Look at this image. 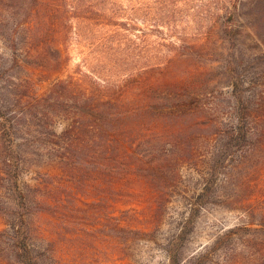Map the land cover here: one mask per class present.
<instances>
[{
	"label": "rangeland",
	"instance_id": "1",
	"mask_svg": "<svg viewBox=\"0 0 264 264\" xmlns=\"http://www.w3.org/2000/svg\"><path fill=\"white\" fill-rule=\"evenodd\" d=\"M8 2L0 1V80L5 86L14 74L13 82L22 85L24 72L13 59L18 51L8 37L15 31L22 36L25 16ZM65 4L77 8L78 18L70 19L60 45L68 57L59 78H72L86 90L91 80L122 84L126 100L139 104L163 100L153 111L183 117L179 124L186 135L180 141L169 138L167 147L152 145L138 169H123L111 178L100 165L92 170L90 161H76L70 171L50 158L59 150L56 135L72 116L54 113L48 128L38 110L34 118H23L28 98H19L14 110L20 124L12 137L17 154L11 155L7 137L0 134V165L13 156L18 188L30 201L26 232L36 264H264L263 150L250 160L248 147L237 143L226 164L215 170L206 166L218 133L237 114L242 120L243 113L263 108L264 0ZM52 84L38 85V96ZM190 114L201 117L193 137L186 120ZM163 155L177 160L157 163ZM144 178L160 180L159 187H148ZM249 179L257 191L241 210L236 200L247 192ZM6 185L0 182V205L18 208ZM162 188L164 204L156 213L151 193ZM4 228L0 214V232ZM9 254L7 242L0 241V264H14Z\"/></svg>",
	"mask_w": 264,
	"mask_h": 264
},
{
	"label": "trees",
	"instance_id": "2",
	"mask_svg": "<svg viewBox=\"0 0 264 264\" xmlns=\"http://www.w3.org/2000/svg\"><path fill=\"white\" fill-rule=\"evenodd\" d=\"M7 1L10 7H20L25 16L20 29L22 36L19 38L18 32L15 31L14 36L11 34V37H8L12 50L18 51V55H14L13 59L16 67L24 72V84H15L14 74L9 75L10 79L5 86L0 80V134L4 139L7 137L11 155L17 154L12 137L17 131L20 119L17 118L14 108L18 109L19 98L22 96L28 98L24 119L27 116L34 118V111L38 110L42 112L44 122L50 128L55 118L54 113L72 116L67 126L56 135L55 147L59 150L50 158V161L56 160L63 168H72L70 171L75 170L73 165L76 161H90L93 164L92 170L100 165L103 173L111 178L110 174L117 175L120 170L138 169L143 163L142 158L148 156L152 145L159 147L162 144L165 147L170 143L169 138L180 141L183 135H186L183 125L179 124L183 117L160 116L153 111L163 100L154 97V100L150 101L143 98L141 102H150L139 104L126 100L128 94L122 89V84H103L91 80L89 89L86 90L72 78H59L68 57L62 56L60 45L69 28L70 19L77 17L74 15L77 8H67V0ZM80 18L85 19L84 16ZM35 76H38L37 81L33 80ZM48 80L53 82L49 92L38 96V85ZM177 101L186 103L190 100L178 98ZM262 107V110L252 108L249 113H243L242 120L237 114L232 124L218 133L219 139L213 142L216 144L215 150L206 161L210 170H215L219 164H226V157L230 156L237 143L248 147L250 160L258 150H263L264 153V104ZM196 119L201 117H193L190 114L186 119L192 127L188 130L190 137L194 135ZM175 122L177 126L174 127L172 124ZM251 123L258 124L251 126ZM165 149L169 151L168 148ZM11 157L13 158L6 156L1 162L0 182L7 183L5 189L9 195L8 199L12 201V198H17L19 205L18 208L12 204L7 208L0 205V214L4 216L6 224V228L0 232V241L7 242L9 257L14 264H36L30 253L26 232L28 214L25 211L30 201L18 188V173ZM171 159L176 161L177 157L163 155L157 163ZM261 166L264 167V164ZM171 171L177 173L175 169ZM254 171L257 172V168ZM210 176L211 173L208 179ZM158 181L160 180L144 178L145 184L153 189L158 186ZM250 181L251 179L245 181L247 192L243 198L236 200V203L241 205L238 209L244 210L242 205L248 204L246 200L257 191L256 186L249 184ZM223 182L227 183V178ZM164 188L151 193L152 201L155 199L157 204L156 213L164 204ZM203 195L205 193L199 194V197ZM259 213L264 217L263 208L262 213Z\"/></svg>",
	"mask_w": 264,
	"mask_h": 264
}]
</instances>
